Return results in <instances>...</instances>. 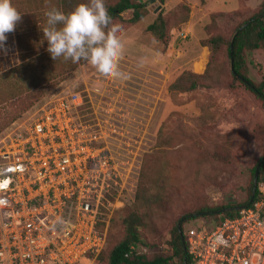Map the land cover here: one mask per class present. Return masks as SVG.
Listing matches in <instances>:
<instances>
[{
  "label": "rangeland",
  "instance_id": "374dc122",
  "mask_svg": "<svg viewBox=\"0 0 264 264\" xmlns=\"http://www.w3.org/2000/svg\"><path fill=\"white\" fill-rule=\"evenodd\" d=\"M262 2L149 1L147 15L138 23L131 22L133 10L130 9L112 25L121 30L125 47L120 68L128 74L127 79H105L87 62L44 87L46 93L39 101L76 87L75 90L81 89L86 96V109L81 113L87 114L85 120L99 117L100 121L119 124L121 136L114 141L113 148L124 161H129L126 175L131 189L124 207L135 202L145 166L149 167L152 175L149 179L155 187L160 180L167 182L170 190L163 195L166 201L159 204V211H166L163 215L156 214L150 226L142 231L150 257L172 252L168 242L171 230L186 212L241 203L248 197L252 169L264 154L263 101L243 83L234 80L227 55L223 66L204 78L196 90L183 92L172 89V85L185 71L205 73L211 52L202 40L216 32L232 37L240 24L261 10ZM12 3L23 15L26 7L33 10L31 14L39 12L37 22L28 16L19 25L20 30L43 33L46 5L36 0H12ZM181 5L189 8L186 22L181 21L185 14ZM161 11L173 12L169 14L174 26L167 47L147 31ZM219 13L224 14L214 16ZM6 36L7 40L0 47V74L22 60L18 33L10 32ZM42 45H47L46 40ZM246 60L249 77L257 83L262 81L264 47L248 51ZM4 106L11 109L9 103L0 108ZM3 115L4 110H0V117ZM2 131L0 128V133ZM160 133L167 141L160 139ZM261 197L264 199V192ZM214 223L211 217L200 218L187 223L186 228H212Z\"/></svg>",
  "mask_w": 264,
  "mask_h": 264
},
{
  "label": "built area",
  "instance_id": "2783aa9c",
  "mask_svg": "<svg viewBox=\"0 0 264 264\" xmlns=\"http://www.w3.org/2000/svg\"><path fill=\"white\" fill-rule=\"evenodd\" d=\"M53 93L0 133V264H96L130 191L119 124L84 119L81 89ZM264 192V184L260 186ZM132 242L126 256L149 253ZM190 264H264V199L191 227Z\"/></svg>",
  "mask_w": 264,
  "mask_h": 264
},
{
  "label": "trees",
  "instance_id": "16d2710c",
  "mask_svg": "<svg viewBox=\"0 0 264 264\" xmlns=\"http://www.w3.org/2000/svg\"><path fill=\"white\" fill-rule=\"evenodd\" d=\"M149 1L104 0L113 24L115 19H122L123 13L130 9L133 10L131 22L138 23L146 17V8ZM36 3L42 4L44 7L46 5L48 10L57 6L60 11L67 13L80 3H88V0H36ZM14 6L17 8L15 4ZM44 7L43 10H46ZM180 7L185 11L181 21L186 22L189 8L185 5ZM24 10V15L21 14L24 21L28 16L34 17L39 14V12L31 14L33 10L28 9V11L27 7ZM262 13H264V0L261 10L240 24L235 29L232 37L228 38L226 34L216 32L203 39V45L209 47L211 52L205 73L198 74L190 70L185 71L172 85V89L176 88L183 92L196 90L203 84L204 78L212 75L217 67L223 66L227 55L234 80L243 83L264 103V79L257 83L249 77V66L246 60L248 51L264 47V16H260ZM169 14H173V12L165 14L161 11L155 21L147 27V31L152 33L165 47L169 45L170 32L174 26L171 25ZM223 14L219 13L214 16ZM44 19L46 22V16ZM25 32V30L19 31L17 29L21 62L10 68L9 71L0 74V105L9 103L11 106V109H8V106L0 108L1 111L4 110V115L0 117V128L2 130L44 96L46 93L44 87L47 88L53 81L87 63L84 60L74 63L72 60H65L63 57L54 61L47 51L48 42L46 41L47 45H42V41H45L44 34L40 31H35L34 34ZM245 80L250 81V84L246 83ZM24 92L28 93L23 95ZM163 137H165L164 134L160 133V139L167 141L166 137ZM258 166L260 167V173L255 188ZM143 173L144 179L140 182L135 202L131 206L124 207L114 213L108 229L109 247L98 256L96 264H190V257L187 252V235L190 228L187 229L186 224L196 219L211 217L215 222L213 226H215L227 217L237 216L240 209L236 207H253L262 198L260 186L264 182V154L252 169L249 194L244 202L207 206L183 214L171 230V238L168 242L172 252L169 254L156 253L150 257L148 253H143L126 256L128 247L132 242L144 243L142 231L150 226L154 216L156 214L163 215L166 211H159V204L161 201H166L163 195L170 190L167 189V182L160 180L155 187V184H152L149 179V175L152 176L149 173V167L145 166ZM145 177L148 179L145 180ZM180 221H182L184 242L179 230Z\"/></svg>",
  "mask_w": 264,
  "mask_h": 264
},
{
  "label": "clouds",
  "instance_id": "9594fccd",
  "mask_svg": "<svg viewBox=\"0 0 264 264\" xmlns=\"http://www.w3.org/2000/svg\"><path fill=\"white\" fill-rule=\"evenodd\" d=\"M45 16L43 34L54 61L60 57L74 63L84 60L105 79L128 78L120 68L125 47L121 30L112 27L104 0H88L67 13L53 8ZM21 19L12 0H0V47L7 40L6 33L14 31Z\"/></svg>",
  "mask_w": 264,
  "mask_h": 264
},
{
  "label": "water",
  "instance_id": "95a60500",
  "mask_svg": "<svg viewBox=\"0 0 264 264\" xmlns=\"http://www.w3.org/2000/svg\"><path fill=\"white\" fill-rule=\"evenodd\" d=\"M141 1H143V0H141ZM150 1L155 2L156 0H150ZM260 16H264V13L260 14ZM232 61H233V53H232ZM241 79H243V78H241ZM245 81H246V83L250 84V81H248V80H245ZM259 173H260V167L258 166L257 170H256V177H255V188L257 187V184H258ZM236 208L241 210L244 208V206H238ZM179 230L181 233L182 240L184 242L185 237H184L183 228H182V221L179 222Z\"/></svg>",
  "mask_w": 264,
  "mask_h": 264
},
{
  "label": "crops",
  "instance_id": "0c3cea01",
  "mask_svg": "<svg viewBox=\"0 0 264 264\" xmlns=\"http://www.w3.org/2000/svg\"><path fill=\"white\" fill-rule=\"evenodd\" d=\"M37 16H38V15H35V16L33 17V18L35 19V22H37V20H36V19H37ZM22 21H23V19H21V21L17 24L15 30L11 32L12 35H13V34L16 35V33H17V29H18L19 31H23V29H22V30L19 29V25L22 24ZM35 25H36V23H35ZM11 37H12V36H11ZM15 44L17 45V40H16ZM84 65H86V64H84Z\"/></svg>",
  "mask_w": 264,
  "mask_h": 264
},
{
  "label": "bare ground",
  "instance_id": "6f19581e",
  "mask_svg": "<svg viewBox=\"0 0 264 264\" xmlns=\"http://www.w3.org/2000/svg\"><path fill=\"white\" fill-rule=\"evenodd\" d=\"M206 58H207V57H206ZM204 65H205V63L202 64V69H204ZM202 69H201V70H202Z\"/></svg>",
  "mask_w": 264,
  "mask_h": 264
}]
</instances>
